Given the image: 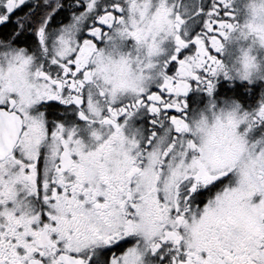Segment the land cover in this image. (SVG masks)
Instances as JSON below:
<instances>
[{"label":"snow or ice","instance_id":"6c2138e0","mask_svg":"<svg viewBox=\"0 0 264 264\" xmlns=\"http://www.w3.org/2000/svg\"><path fill=\"white\" fill-rule=\"evenodd\" d=\"M0 264H264V0H0Z\"/></svg>","mask_w":264,"mask_h":264},{"label":"flooded vegetation","instance_id":"af4514ba","mask_svg":"<svg viewBox=\"0 0 264 264\" xmlns=\"http://www.w3.org/2000/svg\"><path fill=\"white\" fill-rule=\"evenodd\" d=\"M233 49V46L232 45H229V51L231 52ZM227 58V57H226Z\"/></svg>","mask_w":264,"mask_h":264}]
</instances>
